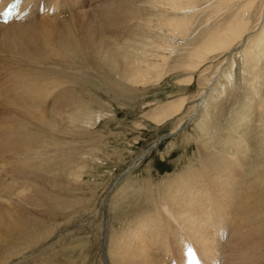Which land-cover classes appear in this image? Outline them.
Here are the masks:
<instances>
[{
    "label": "bare ground",
    "instance_id": "bare-ground-1",
    "mask_svg": "<svg viewBox=\"0 0 264 264\" xmlns=\"http://www.w3.org/2000/svg\"><path fill=\"white\" fill-rule=\"evenodd\" d=\"M14 1L30 10L19 21L0 23V68L8 61L17 71L25 68L24 73H15L20 82L0 96V247L6 243L15 247L8 258L0 257V264H151L146 246L127 244L120 231L128 212L123 215L126 191L136 195L127 219L141 210L153 211L135 227V236L144 244H150L153 236L154 244L171 255L176 252L173 242L185 241V245L194 243L209 263L219 253L230 264H264V163L248 166L250 144L245 134H239L245 118L229 130L240 135L227 138L229 151L212 144L211 124L204 127L211 120L209 115L222 117L219 109L230 108V103L224 106V97L239 93L232 73L238 64L231 59L241 58L247 73L244 87L254 95L250 111L262 136L264 158V39L254 41L264 18V0H115L120 10L112 15L104 12L100 19L111 29L110 38L102 39L100 29L90 23L85 26V31L99 34L92 33L96 40L82 39L74 19L53 26L42 24V19L32 21L40 14L39 6L47 8L46 15L56 11L57 0ZM207 10L211 13L202 20ZM203 23L208 26L190 39L195 26ZM58 30L61 37H57ZM43 64L51 66L46 72L52 74L62 67L79 68L88 78H97V90L111 84L119 95L132 100L146 96L147 89L166 76L175 80L180 92L191 91L197 80L193 96L182 95L174 101L178 104L168 103L145 114L149 127L178 120L168 134L172 137L194 126L195 137L187 132L183 142L185 146L198 142L202 148L199 160L193 157L184 171L166 180L146 178L138 189L129 186L116 192L121 180L150 152H141L120 172L103 178L101 169L108 167L105 160L112 156L99 147L100 138L94 132L100 115L95 108V82L67 87L56 108L42 112V101L49 92L42 89ZM229 64L230 73L223 75ZM208 111L213 113L207 115ZM229 217H235V229L226 243L219 233L227 230L224 223ZM50 218L60 222L47 224ZM180 220L187 222L191 233L180 228L178 235L174 227L179 228Z\"/></svg>",
    "mask_w": 264,
    "mask_h": 264
},
{
    "label": "rangeland",
    "instance_id": "rangeland-1",
    "mask_svg": "<svg viewBox=\"0 0 264 264\" xmlns=\"http://www.w3.org/2000/svg\"><path fill=\"white\" fill-rule=\"evenodd\" d=\"M114 1L115 0H57L56 11H54L53 13L49 12V14H48L49 16L46 15V12H44V13L41 12L39 15L33 17L32 21L42 19V24L49 23V26L50 25L53 26L54 23H57V22H62V23L66 22L67 23V22H70L69 20L74 19L76 21L75 27L77 28V32L82 39L84 37H85V39L87 37H90L91 39L96 40V37L94 35H92V33H94L93 32L94 30L93 31H90V30L85 31L84 30V29L88 28V27H85L88 23H90L92 26H95L96 28L98 27L100 29V33L102 34V39H106V38H110L112 36L111 35L112 31L110 28L106 27V24L102 25V22L100 21V19H101L102 13H104V12L110 13V15H112V13L116 12V10H120L119 5H117L118 3L116 1L115 2ZM210 13L211 12L209 10H207L206 13L204 12V14H205V15L203 14L204 16L201 14L202 20H204L207 16H209ZM221 16H224V15L221 14ZM215 23H213V24H215ZM220 23L222 24L223 21ZM207 26H208L207 23H203L200 26H195L196 30L194 29V31H193L194 33H191L189 38L191 37L190 39H192L193 37L197 36ZM201 27H203V28H201ZM199 29H201L200 32L198 31ZM195 33L197 35H195ZM263 33H264V18L261 21L257 32L255 33L254 41L256 39H259V37H262L264 39V36H261V35H263ZM57 34H58L57 37H61L59 30H58ZM87 34H89V36ZM90 34L92 37L90 36ZM94 34L99 35L96 32ZM250 44L253 46L254 42L253 43L251 42ZM249 48L252 49L251 46ZM234 59H236L238 65H237V67H235V69L232 73L234 74L233 78L236 82L235 86L238 87L236 89H238L237 92H239V93H237L236 97H232V98L230 97V99H227L228 98L227 96L224 97V99H226L224 102V106H228L230 103V105L228 106L230 108L229 109L226 108V110L224 109L225 111H223V109H221V108L219 109L218 114H220L222 117H219V115H217V113L216 114L214 113L213 115H209L208 117H211L210 121H212V122H210L208 120L209 122H207L204 125V127L207 124H211L210 129L209 128H207V129H209L208 133H210L209 137L212 138V144H215V146H219V147L222 146V148L229 151L227 148V143H225V142H226V140H228L230 138L231 135L235 136L229 130H231V128H234V127L237 128L238 123H241L240 122L241 118L244 117L245 122L241 127H239L242 129H240V130L238 129V130L240 132L239 134H243V135L245 134L244 138L248 139L247 141L250 144V150L247 151L249 156H250V158H249L250 162L248 160V162H249L248 166L252 167V164H255L258 166L259 164L264 163L263 162L264 158H262L263 155H262V151H261V147H260V139L262 136H261L259 131H256L257 126L255 125V123L257 122V120H256V117L251 116L252 113L250 111L251 110L250 109L251 102L254 101V95L252 94L251 91H248V89H246L244 87V82H245L244 79H245V77H247V73H245V68L243 69V65L240 64V62H239L241 60V58H233V59H231V61H234ZM25 63H26V61H25ZM25 63H24V65H25ZM47 68H51V66L48 67L45 64L42 65V70L44 72V73L42 72L44 74V75L42 74L43 79L41 78L42 79V89H44L46 91L48 89V91H49V92L47 91L48 92V95H47L48 99L46 96V98L43 99L42 106H41L42 112H45V113H49L50 111H52L53 109L56 108L58 101L62 98V93L64 92V90H67L70 87H75V88L78 86L80 87L85 83H87V85L88 84L92 85L95 82L92 85V87H94L95 92H96L95 93L96 99L98 100V101L96 100L97 103L95 104V108H97V111L96 110L95 111H96L97 115H99V113H100V115L98 116V118H99V120L97 122L98 125H95L96 127L94 128V132H95L96 136L98 135L97 138L98 139L100 138L101 145L99 143L98 144L99 147L102 150L104 148V150L106 149L105 151L109 152L108 153L109 158H110V156L113 157V158L111 157L110 159H108L109 161L105 160V161L109 162V165L107 168L101 169V171H103L102 173H104L103 178H105V179L110 178L113 175L120 172L121 168H123L127 163L131 162V160H133L141 152H144L146 150L150 152V153H148L147 156L144 157V159L141 161V163L139 165H137L131 171L130 174H128L126 177H124L121 180L119 186L117 187L116 192H119L122 189H124L125 187H129V186H132V187L138 189V187H140V185H141V182L146 178L147 179L153 178L152 180L157 179V180H155V182H160V181H163L164 179L166 180V179H168L169 175L174 176V175L178 174L179 172H182V170L184 171L185 168L188 167V165L190 164V160L193 157H195L194 159L199 160V158H200L199 153L202 152V148L198 145V142L196 140H193L192 143L191 142L186 143L188 146H185V143L183 142V140H184L183 137H185V134L187 132H188L187 133L188 136H191L193 138L195 137V135H193V134H195V131L193 128L194 126L191 127L192 126L191 125V126L187 127L185 130L178 132V135L175 134L174 137H172L168 134L174 130L176 124L178 123V120L173 121V122L164 123V124L160 125L159 127L154 126V125L149 127V126H147L149 124V119L146 116L147 113L152 114L154 111L157 112V110H159L160 107H165L166 105H169L168 103L171 104L174 101L179 100L183 96L184 97L185 96H189V97L193 96V94H195L194 91H196L197 87H198L197 82H196L197 80L193 81V84L191 85V91L185 90L184 92L183 91L180 92L179 89L174 86L175 83H173V82H175V80H173V78H171V77L166 76V77L162 78L163 80L161 79V81L155 87H153V86L149 87L146 91V96H141L142 98L138 97L137 99L132 100L130 97H128L129 99L127 98V96L125 97L124 94L119 95V94H121L120 91L117 89V87H115L111 84L105 83L104 85H102L104 90L103 89H102V91L101 90L99 91V89L97 90V88H96V86H98L97 78L91 77V76L88 78V75H86V73L80 72L79 68L73 70L72 68H65V67L63 68L62 67L60 69H57L58 71L56 70L55 72H53V74L50 72L47 73L48 72V71L46 72ZM0 70H1L0 96L1 95L3 96L4 95L3 93H5L6 90H11L13 88L14 82H18V81L20 82V75L15 74L16 72H19L20 69H19V71H17L13 67V65L11 66V64H9V61H8V62H6L4 67L0 68ZM24 70H25V68L24 69L21 68V71H23V73H24ZM229 70H231L230 64L228 65V67L224 71L223 75L229 74L230 73ZM72 71H73V73H72ZM74 75L76 76V78H74ZM45 76L48 77L49 79L46 78ZM78 76H80V77H78ZM23 77H24V79H26L27 75L23 76ZM54 77L58 81L54 82L52 79H50V78H54ZM70 78L73 79V81L77 84H75ZM45 79H47V80H45ZM48 80L50 82L53 81L54 83H52V82L50 83V82H48ZM90 81H91V83H90ZM22 82H23V79H22ZM171 83H173L172 86L170 85ZM61 84H63V85H61ZM66 85H68V86H66ZM55 87H56V89H55ZM218 92H219V90H218ZM123 96H124V98H122ZM170 101H172V102H170ZM137 102L138 103L141 102V103L138 104ZM174 103H177V102H174ZM225 103H227V104H225ZM190 105H189V102L186 104L187 107H189ZM145 112H146V114H145ZM211 112L213 113V111H208V113H206V114L207 115L212 114ZM216 116H218V117H216ZM197 119L195 120V122H197ZM200 119L198 120V122L200 121ZM144 123L146 124L148 129L144 125ZM130 131H133V133ZM139 131H141L142 133ZM183 133H184V135H183ZM236 136L239 137L240 135L239 136L236 135ZM248 136H250V137H248ZM135 138H136V140H135ZM103 140H105V141H103ZM243 142H244V140H243ZM121 147H122V149L120 151L119 149ZM48 151L53 152V150H51V148L48 149ZM107 152H105V153H107ZM114 152L116 154H120L121 156L115 155ZM110 153L114 154L115 156L111 155ZM121 159H122V161H121ZM261 159H262V161H261ZM120 163H121V165H120ZM149 169H151V170H149ZM46 172H48V171H46ZM46 172H42V175H44V173H46ZM103 178H101L100 180L103 182L104 181L106 182V180ZM238 191H239V189L237 190V194L239 195ZM124 196L128 197V198L126 199L127 203L124 204L126 206H123V208H124L123 215L125 214L126 211H128V212H126L127 214L124 215V219L122 221V227L120 228V231L125 234V242L127 244L133 246V247L135 245H137V246L140 245V248H142L141 245L143 247L146 246L144 248L147 249V254L149 256V259L152 261L151 264H160V261H161V264L162 263L167 264L166 260L164 258H162L163 257L162 251H164V250L160 246H157V245H159L158 243H156V245L154 244L155 241L153 240V236L150 237L151 238L149 240L150 244L149 243L144 244L143 240L140 239L141 237H139L138 234H137V236H135L136 232L138 231V230L136 231L135 227L140 225V223H141L140 220L144 217V215H145V217H146V215L149 217V214L153 213V211L147 212V211L141 210L140 212H138L135 215V217L133 219L132 218L127 219L126 215L129 214V210L132 207V203H133V201L135 202L136 195L132 196V194H130V193L127 194V191H126ZM132 197H134V198H132ZM120 199H122V197ZM120 199L118 200V202L120 201ZM128 201H130V202H128ZM192 204H191V207H192ZM222 206L227 207L229 213H233L234 210H232V208H230V207L228 208V206L225 205V203L222 202ZM239 210L240 209L238 208L236 210V212H234L235 215H237L239 213ZM43 217L44 216H42V219H44ZM229 218H231L233 220L232 223L227 222V220ZM229 218L224 223V224L229 226V227L227 226V228H226L229 231V234L227 235V237L224 238V241L226 243L231 241V239H232L231 236H232V233L235 229V225H234L235 217H233V218L229 217ZM52 221H54V222L52 223ZM57 221H58V219L50 218V220L46 219L45 222L47 224L52 223L51 225H55L57 223ZM125 221H127V222H125ZM58 222H60V221H58ZM177 223L179 224V228H177L178 227L177 225H176L177 227L174 225L175 226L174 228L178 230V235L180 233V228L186 232L191 233V231L189 230V227H187L188 226L187 222L180 220V222H177ZM196 227L197 226H195V228ZM196 229H198V228H196ZM126 231H129V232H126ZM195 238L199 240V238H197V237H195ZM173 243L174 244H172V245H173L174 250L176 252H174V253L172 251L170 252V254H171L170 257H171L172 261L175 260L174 258H176V259L180 258L179 252H181L182 249L184 248L183 246L185 245V241H184V243L182 242L183 244H178V241L177 242L174 241ZM14 248L15 247H11L9 245V243L2 245L0 247V257L8 258L9 254H11V251L15 250ZM63 249H64V247H63ZM164 249H165V247H164ZM64 253H67V252L65 251ZM164 253H166V252L164 251ZM167 254L169 255L168 252H167ZM83 256H84V253L82 255L77 256L76 259L78 258L77 260H81ZM218 256H219V253L216 257H218ZM207 258L209 259V256H207ZM227 259L228 258H226V257L223 258V264H225V263L230 264L231 263V262H228L229 259L228 260ZM157 260H158V262H157ZM206 262L209 263L208 260H206ZM51 264H53V263H51Z\"/></svg>",
    "mask_w": 264,
    "mask_h": 264
}]
</instances>
